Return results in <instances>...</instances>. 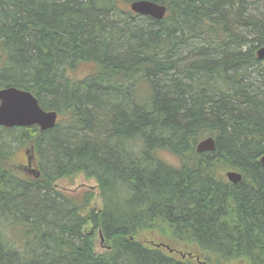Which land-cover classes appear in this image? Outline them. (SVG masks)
Returning <instances> with one entry per match:
<instances>
[{
	"label": "trees",
	"instance_id": "obj_1",
	"mask_svg": "<svg viewBox=\"0 0 264 264\" xmlns=\"http://www.w3.org/2000/svg\"><path fill=\"white\" fill-rule=\"evenodd\" d=\"M132 1L0 0V89L60 118L47 132L0 129L3 164L26 145L39 160L37 179L0 164V264H264V10L148 0L167 10L157 21ZM205 137L215 150L197 154ZM79 174L96 183L99 210L87 211L93 192L54 188ZM145 233L163 242L148 247Z\"/></svg>",
	"mask_w": 264,
	"mask_h": 264
},
{
	"label": "water",
	"instance_id": "obj_2",
	"mask_svg": "<svg viewBox=\"0 0 264 264\" xmlns=\"http://www.w3.org/2000/svg\"><path fill=\"white\" fill-rule=\"evenodd\" d=\"M129 9L141 16H148L160 21L164 18L166 8L163 5L148 1L135 0L129 4ZM256 59L264 60V47L256 51ZM57 113L55 111H44L38 104V100L29 92L15 87H4L0 89V126L10 128H22L37 126L41 132L51 130L55 127ZM196 152H214L215 141L208 137L196 145ZM264 167V156L260 159ZM35 173V172H34ZM38 176V173H35ZM224 176L235 185L242 179L241 175L234 171H227ZM101 238V236H100ZM103 243V240L101 239Z\"/></svg>",
	"mask_w": 264,
	"mask_h": 264
},
{
	"label": "rangeland",
	"instance_id": "obj_3",
	"mask_svg": "<svg viewBox=\"0 0 264 264\" xmlns=\"http://www.w3.org/2000/svg\"><path fill=\"white\" fill-rule=\"evenodd\" d=\"M248 1L252 2V5H255L256 8L258 7L259 12L260 11L262 12L264 10L261 7L262 5L258 0H248ZM126 8H128L127 4H126ZM261 64H262L261 66H264V61ZM88 72H89V69L84 68V70H80L79 73L76 74V78L83 79ZM60 123H61V125H60L61 128H66L65 123H67V121H66L65 117L63 118V120H61ZM5 139H7L8 142H9V140H11V138H9L8 134H5L0 130V145L3 144L2 141H5ZM5 152H6L5 150L2 151V156L5 154ZM32 152L33 151L29 150L28 145H26L24 147L16 148V151L14 152V154L8 157V160L10 159L9 163L6 164V161H5V163L3 164V161L1 160L0 164L6 168L12 169L19 176H22V174H26L27 176H32L29 174V172L36 170L35 160H36V165L38 164V161H39V160H37L38 157L36 156V154L34 152L33 153H34L36 158L35 159L33 158ZM172 156L175 157L176 163H169L160 157H159V159L168 165L177 167L178 166V159L176 158V156H174V155H172ZM27 161H29V163H30L29 167L27 165ZM259 161H260V159H259ZM54 188L62 191L63 193H65L69 196L74 195L77 197L81 196L82 193H84V192H88V191L93 192L94 196H93V198H92V200H91V202L87 208V211L89 209L99 210L101 208V201H100V198L98 196V190L96 187V183L93 180L85 179L82 174L76 175L71 179H61V180L55 181L54 182ZM97 236L98 237L100 236L99 233H97ZM98 237H97V241H96V246H97V249L100 251L103 249V246L100 243V241L98 240L99 239ZM138 240L140 242L146 243V246H148V247L151 246L150 242H153V243L163 242V241L157 239V236L154 233L140 234L138 237ZM181 246H183V245H176V246L170 245L171 248L179 251V253L180 252L185 253L186 251L187 252L188 251L193 252V254L196 255V256L194 255L196 258L192 259L194 261H196L195 259H197V258H199L200 261H204L202 254H200L196 249H194V250L197 253H195L194 250H190L189 249L190 247L185 248V247H181ZM163 250H165V249H163ZM165 252H168V251L165 250ZM179 253L175 252V253H172V255L177 259H182L181 255Z\"/></svg>",
	"mask_w": 264,
	"mask_h": 264
},
{
	"label": "clouds",
	"instance_id": "obj_4",
	"mask_svg": "<svg viewBox=\"0 0 264 264\" xmlns=\"http://www.w3.org/2000/svg\"><path fill=\"white\" fill-rule=\"evenodd\" d=\"M134 143V149L135 151L139 152L143 150L144 148V142L142 140H137ZM155 153L158 157L163 158L169 163H176L175 157H173L169 150L166 147H158L155 149Z\"/></svg>",
	"mask_w": 264,
	"mask_h": 264
},
{
	"label": "bare ground",
	"instance_id": "obj_5",
	"mask_svg": "<svg viewBox=\"0 0 264 264\" xmlns=\"http://www.w3.org/2000/svg\"><path fill=\"white\" fill-rule=\"evenodd\" d=\"M261 48H262V47H261ZM263 156H264V155H263ZM263 156H262V157H263ZM260 159H261V158H260ZM259 162H260V161H259ZM260 164H261V162H260ZM261 165H262V164H261ZM262 167H263V165H262ZM263 168H264V167H263ZM234 172H235V171H234ZM236 173H238V172H236ZM238 174H239V173H238Z\"/></svg>",
	"mask_w": 264,
	"mask_h": 264
},
{
	"label": "flooded vegetation",
	"instance_id": "obj_6",
	"mask_svg": "<svg viewBox=\"0 0 264 264\" xmlns=\"http://www.w3.org/2000/svg\"><path fill=\"white\" fill-rule=\"evenodd\" d=\"M0 129H3V128H0Z\"/></svg>",
	"mask_w": 264,
	"mask_h": 264
}]
</instances>
